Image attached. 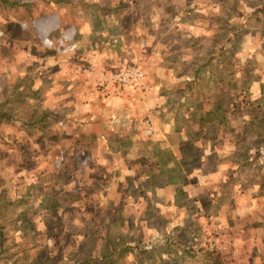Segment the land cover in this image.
<instances>
[{
	"label": "crops",
	"instance_id": "crops-1",
	"mask_svg": "<svg viewBox=\"0 0 264 264\" xmlns=\"http://www.w3.org/2000/svg\"><path fill=\"white\" fill-rule=\"evenodd\" d=\"M12 2L0 0L6 7ZM204 6L222 13L203 17L198 9ZM34 10L43 38L45 24L59 26L85 53V61L76 62L38 53L36 66L43 74L50 65L54 83L45 87L35 78L30 89L39 91L42 105L36 103L34 118L43 130L51 113L66 106L67 116L84 122L69 142L87 145L93 169L77 195L69 175L43 178L49 155L36 153L31 167L43 174L32 189L39 203L13 214L17 247L32 251L49 238L57 247L54 233L65 224L73 239L59 241L81 264H264V65L249 108L237 112L231 103L248 79L243 73L237 79V31L264 12V0H56ZM12 50L2 51L7 68L0 72L26 83L29 63L18 58L26 55L15 59ZM129 60L144 71L146 91L101 81ZM64 80L74 92L67 89L72 83L57 82ZM202 81L212 96L183 89ZM24 97L8 105L2 95L0 106L8 116L23 106L21 114L31 118ZM146 118L155 133L148 140L141 132ZM33 214L46 221L38 217L34 226Z\"/></svg>",
	"mask_w": 264,
	"mask_h": 264
},
{
	"label": "rangeland",
	"instance_id": "rangeland-1",
	"mask_svg": "<svg viewBox=\"0 0 264 264\" xmlns=\"http://www.w3.org/2000/svg\"><path fill=\"white\" fill-rule=\"evenodd\" d=\"M10 1L13 2L11 6L7 5L8 7H6L4 3L0 4V55L2 51H6V49H13L11 53L15 55V59L18 57L16 55H19V53L26 55L24 58L22 56L18 58L27 60L29 63L28 67L29 70H31V72H29L31 78H29L31 81L28 79L26 83H19V81L16 80L21 81V77L17 76L13 78L7 75L6 69L1 70L0 101H2V95L8 96L9 100H7L6 103L10 101L8 104L10 105L12 104L11 101L13 102L15 99L19 100L21 96L26 94L23 102L25 105H29L28 112L34 111V116L29 118V116L27 117V115L21 114L24 113L22 110L23 106H19V108L14 111L13 115L8 116L7 109L3 110V107L0 106V113L5 115V117L0 115V229L4 235L7 231L10 241L12 240L7 244L6 238L5 243L2 248H0V264H61L64 260L65 262L63 264H75L77 262H72L71 258H68L64 251V245L59 241L60 238H62V240L68 237L73 239V235L66 232L67 227L65 224V226H60L54 233L53 238L58 242L57 247L51 246L49 238V240L44 241V243L42 241L35 243L34 246L36 247H32L31 251L28 250L29 246H27V244H23V247H17L20 242L15 240V234L12 231H14L18 225H14L12 221L15 222L17 219L16 216H13L16 211L19 213L24 212L30 203L33 205L39 203V195L33 194L35 190L33 191L32 186H34L36 182L38 184L40 183L43 173L35 172L31 167L39 161L36 158L37 152L40 154L45 151V153L49 155V158L45 161L49 165L48 167H50V172L46 170L45 172L48 174L43 178L56 177L62 179L69 175L75 182V193L77 195L84 194L83 175H85V173H90L89 171L93 169V159L87 149V145H85L81 139H75L69 142L74 133L83 128L84 122L67 116L66 112H68V108L66 106H60L59 111L55 110L52 112L48 121L43 122L48 124V126L41 130L40 120L36 121L34 117L37 110L36 103L42 105V102L41 99L39 100V91H32L30 87L35 84V78L41 81L43 80L45 87H50L54 83L50 65H47V68L43 67V74L37 67L40 63L36 66V63L41 60L38 53L43 51L62 58H73V62L77 60L85 61V53L80 48L82 52V56L80 57L60 54L55 50L54 46L51 47L44 44L46 39L55 42L57 38L62 36L68 37V40L76 41V39L69 36L70 34H67V30H63L59 26H55L52 29L48 24H45V27L49 29V34H46L47 37L43 38L39 26H37L34 10L36 4L47 6L50 2L54 3L56 0ZM59 1L63 2L68 0ZM202 1L204 2L207 0ZM239 1L244 3V0ZM243 7H245V5ZM198 10L203 11V17L206 15L207 17H211L210 15H212L213 12L217 13V11L222 13L220 8L217 9L210 6H204ZM244 11L248 13L250 10L246 8ZM9 14H11V16ZM260 14L261 15L253 19L251 24L246 23V27L243 26L241 30L237 31V37L235 38L237 48L235 52L237 79H242L241 75L243 74L248 78L245 83L243 82L244 84H239L236 98H231V103L234 107L235 104L233 101H235L237 105V108L235 107L237 112L247 110V103L251 100L250 98L258 96L259 93V81L255 78L259 79V73L261 72L259 70L264 65V52H261L264 51V12ZM8 20H10L9 22L11 23L12 29L7 25ZM50 23L52 24V22ZM23 38H26V40L24 41ZM9 45L13 48H5ZM197 49H201V46H197ZM131 62L137 64L136 62ZM0 64V67L7 68V63L5 65V63L0 62ZM89 66L91 65H87L86 71H89ZM9 78L13 81L9 82ZM57 82L65 86L72 83L66 80ZM27 83L28 85L26 86ZM1 86L4 87L1 88ZM73 88L72 83V86L67 89L70 92H74ZM183 89L188 90V92L193 91V93L202 91L206 93L208 97L212 96V87L206 84L205 81L200 83L194 82L193 86L186 85ZM26 90L32 92L26 93ZM83 92V89L81 91L76 90L72 98L75 100L77 96H80ZM122 123L123 121H120L119 124ZM55 142L56 144L63 143V146H56V148ZM48 143L49 147L47 148ZM51 144L54 145L52 146ZM30 170H32V172L27 174ZM29 191L30 195H28ZM35 208L34 206L33 211H35ZM31 217L36 219V221H34V226L37 224L38 217L46 221L44 219L45 217L42 218L40 215L33 214ZM18 219L21 220L20 218ZM193 232L194 241H199L198 235L195 234L196 231ZM62 234L65 235L62 237ZM13 241L14 244H12ZM10 244H12L11 249ZM77 264L81 263L79 262Z\"/></svg>",
	"mask_w": 264,
	"mask_h": 264
},
{
	"label": "built area",
	"instance_id": "built-area-1",
	"mask_svg": "<svg viewBox=\"0 0 264 264\" xmlns=\"http://www.w3.org/2000/svg\"><path fill=\"white\" fill-rule=\"evenodd\" d=\"M67 38L68 37L66 36H62L57 38L55 42L46 39L44 44L46 46H54L55 50L60 54H69L77 57L82 56L79 44L76 41L74 42ZM101 81L103 83L108 82L113 86L132 91L143 92L147 90L144 71L140 66L132 62L121 63L119 67L107 76V78L103 77ZM120 121H123L124 123L125 120H117L119 123ZM141 132L142 137L147 140L153 138L155 135L150 118H146L142 121Z\"/></svg>",
	"mask_w": 264,
	"mask_h": 264
},
{
	"label": "trees",
	"instance_id": "trees-1",
	"mask_svg": "<svg viewBox=\"0 0 264 264\" xmlns=\"http://www.w3.org/2000/svg\"><path fill=\"white\" fill-rule=\"evenodd\" d=\"M4 243H5V235L2 232V230L0 229V248H2V246H3Z\"/></svg>",
	"mask_w": 264,
	"mask_h": 264
}]
</instances>
